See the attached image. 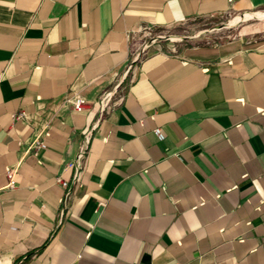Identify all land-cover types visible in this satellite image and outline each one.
I'll return each instance as SVG.
<instances>
[{"label": "crops", "instance_id": "1", "mask_svg": "<svg viewBox=\"0 0 264 264\" xmlns=\"http://www.w3.org/2000/svg\"><path fill=\"white\" fill-rule=\"evenodd\" d=\"M262 9L0 0V264H264V41L142 43ZM75 93L86 110L60 109Z\"/></svg>", "mask_w": 264, "mask_h": 264}, {"label": "rangeland", "instance_id": "2", "mask_svg": "<svg viewBox=\"0 0 264 264\" xmlns=\"http://www.w3.org/2000/svg\"><path fill=\"white\" fill-rule=\"evenodd\" d=\"M237 39L264 41V9L250 14L219 18H197L167 30L144 33L142 43L156 41L167 53H178L188 46L224 43Z\"/></svg>", "mask_w": 264, "mask_h": 264}, {"label": "built area", "instance_id": "3", "mask_svg": "<svg viewBox=\"0 0 264 264\" xmlns=\"http://www.w3.org/2000/svg\"><path fill=\"white\" fill-rule=\"evenodd\" d=\"M87 103H88L87 100L80 93H75V94H71V95L67 96L64 99V101L62 102V104L60 106V109H64V108L68 107V108H72L76 112H83L86 110ZM13 120H15L17 122L26 123L29 120V117L24 112L16 113L13 115ZM154 134L157 136V138L160 141H164L166 139V136H165L163 130L160 128L155 129ZM49 136H50L49 132H46L43 136H39L34 141V143L32 144V146L30 148V151L34 152L35 156H37V152L39 151V149H46L47 148V146L44 142V139L48 138ZM86 151H87L86 149H83L82 152L80 153L78 160H77L78 165H81V163L83 162V160L85 158ZM18 172H19V169L16 166H9L6 169V177L9 181V185H8L9 189H16L17 188L18 184L16 181V176H17ZM57 183L59 185H61L64 189H67V194H66V197L64 199V203L66 204L69 197L71 196L72 189L69 187L68 182L64 181L62 178H58Z\"/></svg>", "mask_w": 264, "mask_h": 264}]
</instances>
